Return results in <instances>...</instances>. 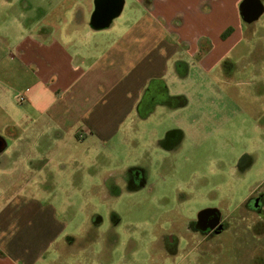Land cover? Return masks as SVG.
Listing matches in <instances>:
<instances>
[{
  "label": "crops",
  "instance_id": "0c3cea01",
  "mask_svg": "<svg viewBox=\"0 0 264 264\" xmlns=\"http://www.w3.org/2000/svg\"><path fill=\"white\" fill-rule=\"evenodd\" d=\"M103 1L56 5L64 8L61 22L76 24L73 35L58 36L48 23L41 26L52 12L40 8L36 11L44 18L32 19L30 27L16 19L14 34L0 28V264H37L67 224L41 201L55 198L51 188L40 198L39 188L29 191L23 183H38L41 175L50 182L59 166L80 188L82 169L98 176L94 168L112 165L117 146L127 149L128 163L135 161L133 167L147 170L149 177L147 165L154 158L177 177L184 151L205 145L242 112L225 96L219 115L224 121L216 122L214 99L199 95L200 87L217 91V69L231 65V54L245 38L240 27L233 32L224 27L225 5L217 10L215 0H119L121 12L95 28V8ZM127 7L125 25L117 27ZM82 26L91 36L112 37L99 57L83 58L72 41ZM223 69L230 86L232 75ZM142 159L145 165L139 167ZM116 177L114 169L104 179L113 195Z\"/></svg>",
  "mask_w": 264,
  "mask_h": 264
},
{
  "label": "rangeland",
  "instance_id": "374dc122",
  "mask_svg": "<svg viewBox=\"0 0 264 264\" xmlns=\"http://www.w3.org/2000/svg\"><path fill=\"white\" fill-rule=\"evenodd\" d=\"M12 1L13 6H6V0H0V28H9L14 34L16 19L30 27L32 19L44 18L36 11L40 8L52 12L41 26L48 23L58 36L73 35L72 25L76 24L61 22L64 8L56 7L69 0ZM238 1L215 0L217 10L225 5L224 27L232 32L240 27L238 31L245 38L231 54V65L222 64L217 69V91L200 87L199 95L214 99L216 122L224 121L219 115L223 114L225 96L237 101L241 114L205 145L190 152L186 149L177 177L163 170L154 158L147 165L152 172L144 189L131 186L127 191L121 183V178L136 167L135 161H127L130 152L117 145L120 150L112 165L94 168L98 176L90 174L92 169H82V182L77 183L80 188L59 166L50 182L41 175L38 183H23L29 191L39 188L40 198L51 188L55 198L41 201L50 203L57 219L67 223L55 242L45 247L37 264H264V13L248 23ZM261 3L264 7V0ZM128 10L117 27H124ZM90 32L83 27L78 38H72L88 60L102 55L112 41L108 33L102 37ZM225 66L226 73L232 75L230 86L224 83L229 75L224 77ZM239 82L244 84L237 86ZM200 106L207 110L205 103ZM137 164L142 167L145 160ZM114 169L119 177L116 195L104 183L106 172ZM108 193L110 198L102 199ZM205 209L218 212L221 228L217 233L197 227L199 214Z\"/></svg>",
  "mask_w": 264,
  "mask_h": 264
},
{
  "label": "water",
  "instance_id": "95a60500",
  "mask_svg": "<svg viewBox=\"0 0 264 264\" xmlns=\"http://www.w3.org/2000/svg\"><path fill=\"white\" fill-rule=\"evenodd\" d=\"M108 0H104L101 3L97 4L96 10L97 15L92 19V26L95 28L105 27L116 15L121 12L123 4L116 2V4ZM241 14L244 20L248 23L254 22L257 20L263 13L264 7L261 3V0H244L241 4ZM209 210L202 211L199 214V220H205L208 217ZM212 224L210 225V227Z\"/></svg>",
  "mask_w": 264,
  "mask_h": 264
},
{
  "label": "flooded vegetation",
  "instance_id": "af4514ba",
  "mask_svg": "<svg viewBox=\"0 0 264 264\" xmlns=\"http://www.w3.org/2000/svg\"><path fill=\"white\" fill-rule=\"evenodd\" d=\"M160 167L163 169L166 168L165 165ZM148 178L150 177L148 175L147 170L143 168H133L132 170H130L129 174L121 178V183L124 184V186L126 187L125 189L127 191L131 188V186L139 190L142 188L144 189L148 186L149 183ZM114 187L116 189V194H117L119 188V180L114 183ZM205 210H209L208 217L205 220L198 221L196 224L197 227L200 230H206L209 231L210 233H217V231H219L221 228V224L217 219L219 217L218 212L212 209H205ZM211 224L212 226L210 227Z\"/></svg>",
  "mask_w": 264,
  "mask_h": 264
},
{
  "label": "built area",
  "instance_id": "2783aa9c",
  "mask_svg": "<svg viewBox=\"0 0 264 264\" xmlns=\"http://www.w3.org/2000/svg\"><path fill=\"white\" fill-rule=\"evenodd\" d=\"M21 100H23V98H21Z\"/></svg>",
  "mask_w": 264,
  "mask_h": 264
}]
</instances>
